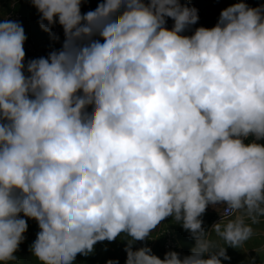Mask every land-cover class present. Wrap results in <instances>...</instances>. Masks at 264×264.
Wrapping results in <instances>:
<instances>
[{
	"label": "clouds",
	"instance_id": "clouds-1",
	"mask_svg": "<svg viewBox=\"0 0 264 264\" xmlns=\"http://www.w3.org/2000/svg\"><path fill=\"white\" fill-rule=\"evenodd\" d=\"M31 4L63 40L24 62L22 25L0 21V262L17 260L24 217L39 264H73L118 236L124 264L227 260L224 245L264 217V4L238 0L190 34L197 9L179 0H98L83 14L80 0ZM165 217L195 241L188 254L177 238L163 259L146 245Z\"/></svg>",
	"mask_w": 264,
	"mask_h": 264
},
{
	"label": "rangeland",
	"instance_id": "rangeland-1",
	"mask_svg": "<svg viewBox=\"0 0 264 264\" xmlns=\"http://www.w3.org/2000/svg\"><path fill=\"white\" fill-rule=\"evenodd\" d=\"M208 1L209 0H179L180 3L187 4L195 8L197 3L207 4ZM146 2L147 0H145V3ZM15 12L22 13L21 25L24 30V35L29 38L30 42L27 51L30 52L29 54L31 56L26 57L24 55V61L31 58L46 56L49 51L60 48L61 41L63 40L61 26L54 23L50 26L49 32L42 30L38 23L40 14L36 11L35 7L32 6L31 0H0V21L3 20L7 14ZM165 21L168 25L172 24L171 18L166 17ZM45 23L47 22L45 21ZM50 33L55 36V39L52 35H50ZM252 139L253 137L249 136L244 139V142L247 143ZM206 213L215 215L212 222L217 219V212L215 211V208H208ZM24 218L27 223L26 231L22 234L24 236V240L18 244V247L14 252L17 260L15 262H9V264H39V262L31 255L28 248V245L35 238V233L38 231V227L34 219H29L27 217ZM170 222L172 223L171 225L174 226L177 224V222L172 219ZM246 222L250 223V221ZM163 225L164 223L161 220L155 228L150 230V233L154 232L158 226ZM251 226L253 228V235L238 248H231L228 252L225 251L228 253L226 255H229V260L220 258L221 264H249L250 261L252 264H264V217L259 218L258 222L252 224ZM126 240L127 238H121V236H118L112 241H97L93 245L91 253L87 255L77 253L73 264H105V262L110 259L116 260L117 264H124L126 255L124 252V246L126 244ZM214 240H216L219 245H223V241L219 240L218 237ZM135 242L136 241H133L132 247ZM159 242L160 240L156 238L155 246L158 247ZM150 249L151 251L153 250V248ZM166 251L168 250L160 251L158 249L157 252L154 251V253H156L155 255L157 257L161 258ZM173 251L178 252L177 250ZM0 264H3V262H0Z\"/></svg>",
	"mask_w": 264,
	"mask_h": 264
},
{
	"label": "trees",
	"instance_id": "trees-1",
	"mask_svg": "<svg viewBox=\"0 0 264 264\" xmlns=\"http://www.w3.org/2000/svg\"><path fill=\"white\" fill-rule=\"evenodd\" d=\"M96 0H80V11L83 14L85 11L91 10L96 6ZM238 2V0H209L207 4H198L196 5L198 19L195 24L191 25L186 29L184 34H190L191 30L196 26L203 25L205 27H211L216 23L219 12L222 8L226 7L229 4ZM243 2L249 6L256 7L258 5L264 4V0H243ZM165 24L167 27H171V24ZM25 56H31L26 50H24ZM26 62V61H24ZM259 143H264V140L258 141ZM208 206V205H207ZM206 206V207H207ZM204 212H206V208ZM215 218L213 214H202L199 219L201 220V226L207 229L209 223ZM176 238L180 243L185 255L189 253L191 247L194 245L195 241L190 237L187 230L183 229L180 224H178L176 229Z\"/></svg>",
	"mask_w": 264,
	"mask_h": 264
},
{
	"label": "built area",
	"instance_id": "built-area-1",
	"mask_svg": "<svg viewBox=\"0 0 264 264\" xmlns=\"http://www.w3.org/2000/svg\"><path fill=\"white\" fill-rule=\"evenodd\" d=\"M4 19H11L13 21H18L21 24V20H22V13L20 12H15V13H9L7 14ZM2 21V20H1ZM26 39L23 42V50H28L29 47V38H27V36H25ZM29 52V51H27ZM209 209H214L215 211L217 208L220 209V211H216L217 212V219L215 220L216 222L219 221V219L221 218V215L223 213V208L224 206L222 204H216V205H208ZM171 217H165L162 221L164 223L163 226H158L156 228V230L152 233L149 234L148 237H146V245L149 248H155V239L158 238L160 240L159 244H158V249L160 251L162 250H180V246L176 241V234H175V230L172 229L171 227V223L169 222V219Z\"/></svg>",
	"mask_w": 264,
	"mask_h": 264
},
{
	"label": "crops",
	"instance_id": "crops-1",
	"mask_svg": "<svg viewBox=\"0 0 264 264\" xmlns=\"http://www.w3.org/2000/svg\"><path fill=\"white\" fill-rule=\"evenodd\" d=\"M213 223H215L214 221L213 222H210L209 223V225H208V227H207V229H206V231H210V229H211V226H212V224ZM209 238H211V239H215L216 238V236H215V234L214 233H211L210 235H209ZM221 246H223L222 244H220ZM224 248H225V251H227L228 252V250L229 249H233V247H230V246H228V245H224ZM226 254H228V253H226ZM182 255V254H181ZM228 256V260H229V255H227ZM161 259H163V256L161 257Z\"/></svg>",
	"mask_w": 264,
	"mask_h": 264
}]
</instances>
